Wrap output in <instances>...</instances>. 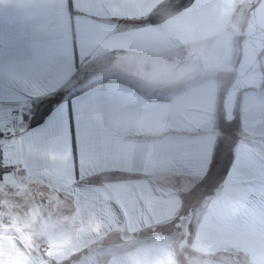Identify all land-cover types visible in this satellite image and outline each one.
<instances>
[{"label": "crops", "instance_id": "1", "mask_svg": "<svg viewBox=\"0 0 264 264\" xmlns=\"http://www.w3.org/2000/svg\"><path fill=\"white\" fill-rule=\"evenodd\" d=\"M165 1L0 0V184L63 208L77 264H264V85L240 96L238 138L215 171L255 4L194 0L148 23ZM0 264L39 262L0 232Z\"/></svg>", "mask_w": 264, "mask_h": 264}, {"label": "rangeland", "instance_id": "2", "mask_svg": "<svg viewBox=\"0 0 264 264\" xmlns=\"http://www.w3.org/2000/svg\"><path fill=\"white\" fill-rule=\"evenodd\" d=\"M257 1L253 0L248 6H253ZM237 134V119L231 124L223 122L218 133V146L223 149L221 164L219 163L220 165L215 168L218 173H221L225 167L229 146L232 141L238 138ZM217 180H211L204 188L208 192L215 190L219 182ZM204 188H200L198 192L202 193L203 190H206ZM62 211L64 210L60 205L43 199L39 193L34 192L31 195L29 191L14 184H0V232L17 235L23 239L28 247L37 253L39 264H63L75 253L79 254L80 252L81 247L67 228ZM187 217L188 212L180 213L172 222V228L169 231L175 233L177 232L175 229L180 230V226L177 225L180 224L183 227V223L187 222ZM136 240L134 238L131 241V246L137 242ZM44 246H49L51 249L52 258L50 260H45L41 254V248ZM94 249L97 251L98 246ZM79 256L82 257L83 255ZM95 256L97 257V254ZM98 258L94 261H99ZM72 264L77 263L73 262Z\"/></svg>", "mask_w": 264, "mask_h": 264}, {"label": "water", "instance_id": "3", "mask_svg": "<svg viewBox=\"0 0 264 264\" xmlns=\"http://www.w3.org/2000/svg\"><path fill=\"white\" fill-rule=\"evenodd\" d=\"M264 53V0L249 9L241 32L239 58L234 75L221 100L223 122L231 124L236 119L240 96L247 91L259 92L264 85L261 56ZM45 260L52 258L49 246L41 248Z\"/></svg>", "mask_w": 264, "mask_h": 264}, {"label": "trees", "instance_id": "4", "mask_svg": "<svg viewBox=\"0 0 264 264\" xmlns=\"http://www.w3.org/2000/svg\"><path fill=\"white\" fill-rule=\"evenodd\" d=\"M193 1L194 0H168V1H165L164 3L160 4L156 8V10H154L153 13L149 16L148 23H150V24H161L162 22H164L168 18H171L174 15L181 12L182 10L188 8L192 4ZM245 19H246V17H245ZM245 19L243 21L242 28L244 26ZM61 97H62V95L58 94L53 99H48V100L42 101L38 105L32 119L30 121V127H35V126H38L39 124H41L45 120V118L48 116V114L50 113L52 108L56 104L59 103ZM211 177L213 178V176L210 173L208 175V177L206 178V180H204V185H207L210 182ZM75 260H76V257H72L63 264H72Z\"/></svg>", "mask_w": 264, "mask_h": 264}, {"label": "built area", "instance_id": "5", "mask_svg": "<svg viewBox=\"0 0 264 264\" xmlns=\"http://www.w3.org/2000/svg\"><path fill=\"white\" fill-rule=\"evenodd\" d=\"M236 26L235 27H232V31H236ZM0 168H1V163H0Z\"/></svg>", "mask_w": 264, "mask_h": 264}]
</instances>
